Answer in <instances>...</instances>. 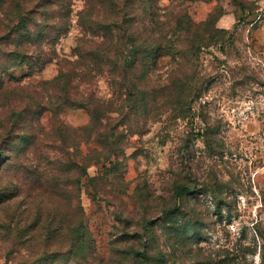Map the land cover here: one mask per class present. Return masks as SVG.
<instances>
[{
	"label": "rangeland",
	"instance_id": "374dc122",
	"mask_svg": "<svg viewBox=\"0 0 264 264\" xmlns=\"http://www.w3.org/2000/svg\"><path fill=\"white\" fill-rule=\"evenodd\" d=\"M12 1L26 4L33 0ZM157 2L161 9L159 18L174 20L178 12L175 0ZM72 4V26L57 41L56 57L50 55L48 45L44 46L43 52L53 61L30 76L22 75L21 70L13 71L21 79L6 82L0 92V122L8 118L13 106L22 101L25 106L30 101L31 90H38L44 98L30 103L40 105L42 114L30 127L36 132V140L7 170L6 177L20 187L13 202L32 212L45 211L66 220L78 218L83 212L91 235L87 252L90 256L88 261L68 264H105L115 258L113 250L124 234L141 232L145 214L153 220L161 217V205L172 203L176 182H192L196 186L209 183L216 193L199 196L206 225L197 229V242L214 250L227 242L230 246L239 241L244 246L253 244L257 222L264 229V0H208L185 6L196 23L221 14L216 27L224 31L222 41L190 56L186 64L184 73L200 85L199 98L192 102L187 118L152 115L139 123L140 128L132 122L136 129L127 132L125 126L129 125L121 126L126 117L121 110L129 114V108L120 106L108 79L99 76L93 87L94 96L103 99L108 108L118 110L107 114L105 120V127L114 129V138L106 137L111 136L107 132L105 143H116L117 139L118 147L114 148L118 157L105 149V157L99 161L95 158L100 153L92 151H101L102 146L97 131L89 128L87 110L66 109L55 115L53 105L60 98L52 97L45 84L58 76L61 60L76 59L73 53L80 31L76 14L84 4L82 0H72ZM4 19L0 13V37L4 34ZM169 62L161 60L163 72L169 71ZM175 68L177 65L172 63L171 69ZM2 76L6 81L7 75ZM209 125L214 127V133L205 142L200 135ZM16 143L19 145V140ZM13 146L10 152L17 155L19 149ZM71 161L89 164L80 191L75 190L64 167ZM34 165H38L40 174L46 172L36 186L25 178H33L28 168ZM7 178L0 179V188L7 184ZM55 185L54 192H50ZM217 201L222 202L219 208ZM4 215V208L0 207V218ZM187 223L178 216L174 227L183 230L188 228ZM155 228L164 230L160 223ZM6 249L0 243V264L6 262ZM248 258L257 263L258 252Z\"/></svg>",
	"mask_w": 264,
	"mask_h": 264
},
{
	"label": "trees",
	"instance_id": "16d2710c",
	"mask_svg": "<svg viewBox=\"0 0 264 264\" xmlns=\"http://www.w3.org/2000/svg\"><path fill=\"white\" fill-rule=\"evenodd\" d=\"M82 1L83 8L76 14L80 30L73 53L76 59L61 60L63 65L58 76L45 84L52 97L60 98V102L53 105L57 110L55 115L66 109L87 110L89 128L97 131V139L102 146L101 151H92L100 153V157L95 158L99 161L105 157V149L118 157L117 148H114L118 147L117 139L116 143H105L107 132L111 136L106 137L114 138V129L105 127L107 114L118 113V110L108 108L103 99L94 96L93 87L98 77L105 75L115 90V98L121 101L120 106L129 108V114L121 110L126 116L121 126L129 125L125 126L127 132L136 129L132 127V122L139 127L141 121L151 119L152 115L187 118L192 102L199 98L200 85L184 73L186 64L190 62V56H197L202 49L222 41L224 31L216 27L221 14L196 23L185 7L188 3L208 0H175L178 12L170 21L159 18L161 9L158 0ZM72 8V0H33L26 4L0 0V13L5 18L4 34L0 37V92L5 89L6 82L21 79L13 71L21 70L22 75L30 76L53 61L43 52L44 46L48 45L52 50L50 55L56 57L57 41L72 26ZM163 59L170 61L167 72H163ZM172 63L177 68L171 69ZM2 75H7L6 81ZM31 92L28 94L30 101H26L25 106L24 101L16 104L7 113L8 118L0 122V179L7 178V170L13 162H17L36 140V132L30 127L42 114L38 110L40 105L30 106V103L33 100L38 103L40 98H44L38 90ZM213 129L209 125L200 137L205 142L210 141ZM11 145L19 149L17 155L10 152ZM83 163L71 161L64 165L68 179L78 191L89 166ZM3 165H7L6 169ZM28 169L33 178L25 176L26 180L32 181L30 184L34 186L40 184L46 172L40 174L38 165ZM77 174L79 176L75 178ZM56 186L50 192H54ZM19 189L9 179L0 188V207L5 212L0 218V243L7 247L4 250L5 264L88 261V239L91 241V235L83 212L80 217L72 216L68 220L45 211L32 212L13 202ZM208 192L212 195L216 193L209 183L196 186L192 182H176L172 188V203L161 205V217L153 220L145 214L140 225L141 232L124 234L121 241L116 242L117 247L113 250L115 258L106 260L105 264H112V261L114 264H264V229L261 222L255 226L256 240L248 246L240 241L233 246L227 242L214 250L205 249L197 242L200 239L197 229L206 225L198 204L199 196ZM216 203L218 208L222 205L221 201ZM178 216L188 221V228L180 230L174 227ZM158 223L165 231L155 228ZM161 238L164 239L163 245ZM257 252L258 262H249L248 256Z\"/></svg>",
	"mask_w": 264,
	"mask_h": 264
}]
</instances>
